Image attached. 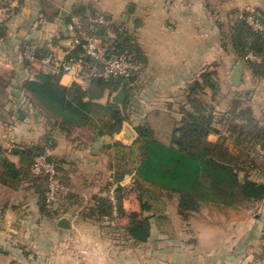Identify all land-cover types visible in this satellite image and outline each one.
<instances>
[{
  "label": "crops",
  "instance_id": "crops-1",
  "mask_svg": "<svg viewBox=\"0 0 264 264\" xmlns=\"http://www.w3.org/2000/svg\"><path fill=\"white\" fill-rule=\"evenodd\" d=\"M4 5L14 10L0 37V146L10 153L38 141L46 130L32 97L20 89L39 70L24 65L22 50L32 45L40 59L51 56L56 63L75 54L66 23L74 8H93L109 17L117 34L125 31L123 41L141 51L144 64L135 93H128L130 123H124L119 134L97 138L84 129L58 134L52 155L61 162L63 186L73 199L58 206L57 217L40 211L31 183L0 184V264H264V201L246 211L218 214L204 209L183 218L177 199L165 198L142 244H135L121 229L112 231L85 217L81 209L109 180L104 146L131 144L137 123H147L166 143L180 120L178 108L187 85L210 64L215 65L222 93L226 85L244 92L254 117L264 124V79L242 64L240 83L230 80L240 60L223 46L218 29L236 13L264 11V0H0V7ZM60 84H73L71 75H62ZM225 97L219 111L227 107ZM106 99L104 95L99 102ZM156 117H166L159 129ZM8 158L18 163L15 155ZM123 208L139 211L133 195L124 199ZM62 218L69 228L57 225Z\"/></svg>",
  "mask_w": 264,
  "mask_h": 264
},
{
  "label": "trees",
  "instance_id": "trees-1",
  "mask_svg": "<svg viewBox=\"0 0 264 264\" xmlns=\"http://www.w3.org/2000/svg\"><path fill=\"white\" fill-rule=\"evenodd\" d=\"M13 11L11 8L12 16ZM96 13L93 8L87 12L77 7L66 23L77 16L87 27ZM249 17L264 24V11H244L218 24V29L223 46L229 47L254 77L264 79V30L253 29L247 22ZM6 24L0 26V37ZM116 32L110 21L108 27H99L98 35L110 52H125L143 67L144 58L138 47L124 42L122 35ZM74 52L67 58L78 57L79 46H74ZM35 54L40 59L36 49ZM84 62L93 65L89 58ZM23 63L30 66L24 60ZM141 71L127 80L104 81L94 76L85 89L76 83L62 86L60 74L42 70H38L33 79L24 80L20 89L32 97L33 104L46 120V130L38 141L22 145L21 152L10 153L0 146V184L14 187L23 182L31 183L40 211L49 218L57 217L58 203L60 206L73 198L72 194L57 193L48 208L49 180L44 173H33L34 158L47 151L52 153L58 134L69 136L76 129L90 131L97 138L119 134L124 123H130L132 105L128 93L135 87ZM123 82L126 83V99L122 105H117L111 102V97ZM233 93L235 97L228 108L219 111L217 108L225 94L216 70L207 67L187 85L178 108L180 120L172 129L168 143L160 141L147 123H137L133 126L136 138L131 144L105 145L109 180L104 189L91 196L86 209L82 210L83 215L112 231L121 229L128 239L142 244L149 239L150 219L161 215L165 198L176 197L177 212L183 218L204 209L218 214L231 210L241 212L263 202L264 124L254 117L238 92ZM104 95L106 101L99 102ZM211 135L216 137L215 141L209 140ZM9 155L17 156L18 163L11 162ZM49 160L54 162L60 173L59 183L63 185L61 162L52 154ZM252 172L257 173L259 179L252 178ZM111 191L114 201L107 195ZM104 192L107 194L102 195ZM128 195L135 197L139 211L124 210L123 201Z\"/></svg>",
  "mask_w": 264,
  "mask_h": 264
},
{
  "label": "built area",
  "instance_id": "built-area-1",
  "mask_svg": "<svg viewBox=\"0 0 264 264\" xmlns=\"http://www.w3.org/2000/svg\"><path fill=\"white\" fill-rule=\"evenodd\" d=\"M11 7L9 5L0 7V26L8 23L11 19ZM248 24L255 30H264V24L249 17ZM110 21L107 20L99 11L90 19L87 27L77 16H72L67 23V31L71 37L73 46H79L80 54L78 57L66 58L60 62H54L51 56L38 59L33 46H25L22 59L30 66L36 67L47 73L56 75L69 74L73 83L85 89L91 78L100 77L104 81L112 79L127 80L134 74L141 71V65L125 52H110L98 35L99 27H108ZM85 58L93 61V65H87ZM249 59L255 60L249 56ZM51 152L47 151L43 155L34 158L32 171L35 174L44 173L48 177V192L46 196L47 207L51 208L57 193L66 194V188L59 183L60 173L57 171L54 162L50 161ZM106 195V194H104ZM111 201H114L112 191L107 194Z\"/></svg>",
  "mask_w": 264,
  "mask_h": 264
},
{
  "label": "water",
  "instance_id": "water-1",
  "mask_svg": "<svg viewBox=\"0 0 264 264\" xmlns=\"http://www.w3.org/2000/svg\"><path fill=\"white\" fill-rule=\"evenodd\" d=\"M128 12L131 11V6H129V8L127 9ZM241 67H242V62L241 61H238L236 63V65L234 66L233 68V71L231 73V76H230V80L235 84V85H238L240 83V78H241ZM125 87H126V83L123 82L122 85H121V88L119 89L118 92H116V94L114 96L111 97V102L112 103H115L117 105H122L123 102L125 101L126 99V90H125ZM126 131V128H124V132ZM124 132L122 134H124ZM134 137V138H133ZM132 138L133 140H135V135L133 136L132 134ZM122 140V138H121ZM123 140H129V138L127 137H123ZM121 142V141H119ZM12 152H20L21 149L20 148H12L11 149ZM60 228H63V229H67L69 228V224H68V221L64 218L60 219L58 221V224H57Z\"/></svg>",
  "mask_w": 264,
  "mask_h": 264
},
{
  "label": "rangeland",
  "instance_id": "rangeland-1",
  "mask_svg": "<svg viewBox=\"0 0 264 264\" xmlns=\"http://www.w3.org/2000/svg\"><path fill=\"white\" fill-rule=\"evenodd\" d=\"M212 13L215 15V10H213V12H211V15H212ZM122 18L123 17H121V20H122ZM125 31H122L121 33H124ZM121 33H120V35H121ZM209 68H212V69H214L215 68V65H213V64H210L209 66H208ZM221 77L220 78H222V79H224V74H222L221 73V75H220ZM219 78V77H218ZM228 85H230L229 83H228ZM224 94H226L225 96V98H226V100H225V105H227V107L224 109H221L220 108V110H226L227 108H228V104H229V102H230V100L233 98V97H235V93H233V91H231V90H229V88L227 87V85L224 87ZM135 91H136V88H132L131 90H130V94H133V93H135ZM240 96H241V100L243 101V102H246V100H247V96L245 95V93L243 92V93H238ZM135 108V107H134ZM221 112H223V111H221ZM219 117V116H218ZM164 122H166V117H162V118H160V117H156V119H155V121H154V125H155V127L156 128H161V127H163L164 126ZM159 137H160V139H162V140H165L163 137L164 136H161V135H159ZM216 137L215 136H213L212 135V137H211V140H214ZM168 141L169 140H165V142L166 143H168ZM252 178H254V179H259V177H258V174L257 173H255V172H252ZM96 179V178H95ZM106 187V179H105V181L101 184V187H100V190L101 189H104ZM100 190L98 191V192H100ZM104 194H107V193H103L102 195H104ZM175 197V196H174ZM176 198V197H175ZM71 199H73V198H71ZM86 204H88V203H86ZM58 206H59V203H58ZM82 210L84 209H86V207L84 206V204H82V208H81Z\"/></svg>",
  "mask_w": 264,
  "mask_h": 264
}]
</instances>
